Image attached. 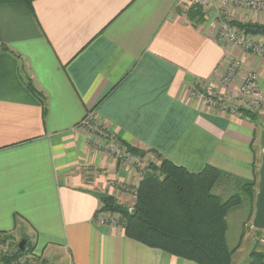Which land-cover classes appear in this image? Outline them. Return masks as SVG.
I'll return each mask as SVG.
<instances>
[{"label":"crops","instance_id":"obj_1","mask_svg":"<svg viewBox=\"0 0 264 264\" xmlns=\"http://www.w3.org/2000/svg\"><path fill=\"white\" fill-rule=\"evenodd\" d=\"M219 2L0 1V231L31 241L45 264H197L96 219L104 195L120 202L137 181L135 158L157 153L192 172L211 164L230 189L253 180L256 192L264 111L243 115L236 90L252 70L264 91V59L217 37ZM233 58L243 65L226 89ZM207 83L220 105L204 98ZM107 134L146 154L113 155Z\"/></svg>","mask_w":264,"mask_h":264},{"label":"trees","instance_id":"obj_2","mask_svg":"<svg viewBox=\"0 0 264 264\" xmlns=\"http://www.w3.org/2000/svg\"><path fill=\"white\" fill-rule=\"evenodd\" d=\"M0 1H25L31 8L33 0ZM236 24L246 33L264 35V23ZM27 85L34 91L30 82ZM41 103L44 112L45 103L43 100ZM240 111L243 115H250L252 112L243 108ZM86 117L87 115L84 119ZM121 145L134 158H143L146 154L143 150ZM155 157L156 160L150 161L147 171L135 188L132 208L126 209L115 203L111 196L104 195L102 208L98 211L107 209L122 214L124 234L148 247L197 264H231L235 249L230 250L227 245L226 216L230 208L244 201L254 204L255 181H237L239 189L234 190L224 184L228 181L225 173L211 164L192 172L158 153ZM228 191L238 192L231 193L223 200L222 195ZM5 234L0 231V236ZM25 251L26 245L24 249L18 246L16 254L20 255ZM255 257L252 264H264V257ZM0 259L4 264L10 262L4 256Z\"/></svg>","mask_w":264,"mask_h":264},{"label":"built area","instance_id":"obj_3","mask_svg":"<svg viewBox=\"0 0 264 264\" xmlns=\"http://www.w3.org/2000/svg\"><path fill=\"white\" fill-rule=\"evenodd\" d=\"M187 2L194 8L203 6L209 2L214 3L216 0H180V2ZM230 8L246 10L250 12L264 13V1L262 0H220L219 5L216 6V17L218 20L217 37L219 39L227 40L235 47H238L244 52L251 53L257 57L264 59V43L254 39L251 35L246 34L240 30L239 27L227 15V10ZM243 61L240 58H233L230 64L220 79V85L223 88L229 89L234 84L238 72L241 71ZM203 96L210 105H220L221 96L214 93L211 83H207L204 87ZM236 96L241 101L243 109L248 110H263L264 111V91L258 87V74L255 71H246L241 77L240 84L236 90ZM220 97V98H219ZM236 112L238 109H233ZM87 122V118L84 119ZM97 130V129H96ZM101 133L102 131L99 130ZM103 134V132H102ZM108 135V134H107ZM107 149L115 156L126 158L131 156L127 149L119 145L115 139L108 135ZM119 216L111 214L106 211H101L97 215V222L99 224L123 225L119 221Z\"/></svg>","mask_w":264,"mask_h":264},{"label":"rangeland","instance_id":"obj_4","mask_svg":"<svg viewBox=\"0 0 264 264\" xmlns=\"http://www.w3.org/2000/svg\"><path fill=\"white\" fill-rule=\"evenodd\" d=\"M240 29V28H239ZM241 30V29H240ZM152 160H145L144 162L135 159L136 173L138 174L137 181L133 185L127 186L124 193V198L120 202L114 199L115 203L123 205L126 209L132 208L133 200L135 198V188L138 185L139 180L143 174L147 171V168ZM238 191H228L222 195V199H226L231 193ZM119 216L121 224L124 221V217L117 211L102 209ZM254 214V204H250L246 201L234 206L228 210L226 221V241L230 250H234L232 253L231 264H252L255 256L261 255L264 257V229H257L252 226V217ZM120 227L122 225H119ZM20 239L14 236L12 233H7L0 236V258L6 257L10 260L9 264H45L42 255L35 253L32 250V242L26 241V251L20 255L16 254L18 249V243ZM0 264L4 262L0 259ZM58 264V263H47Z\"/></svg>","mask_w":264,"mask_h":264},{"label":"water","instance_id":"obj_5","mask_svg":"<svg viewBox=\"0 0 264 264\" xmlns=\"http://www.w3.org/2000/svg\"><path fill=\"white\" fill-rule=\"evenodd\" d=\"M86 190L88 193L99 199L103 197L101 192L92 189ZM132 213H135V209L132 210ZM252 226L257 229H264V150L262 152L261 162L258 168V182L254 199V215L252 219ZM25 244L26 241L23 239L18 243V246L19 248L24 249Z\"/></svg>","mask_w":264,"mask_h":264}]
</instances>
